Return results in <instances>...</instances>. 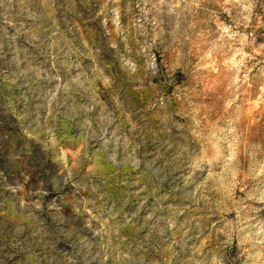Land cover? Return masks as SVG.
Segmentation results:
<instances>
[{"label": "rangeland", "instance_id": "rangeland-1", "mask_svg": "<svg viewBox=\"0 0 264 264\" xmlns=\"http://www.w3.org/2000/svg\"><path fill=\"white\" fill-rule=\"evenodd\" d=\"M0 264H264V0H0Z\"/></svg>", "mask_w": 264, "mask_h": 264}]
</instances>
